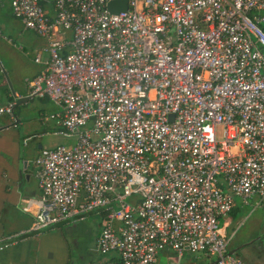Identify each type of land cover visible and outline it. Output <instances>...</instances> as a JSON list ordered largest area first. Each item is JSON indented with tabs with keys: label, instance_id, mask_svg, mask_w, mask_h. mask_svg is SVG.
I'll return each instance as SVG.
<instances>
[{
	"label": "built area",
	"instance_id": "1",
	"mask_svg": "<svg viewBox=\"0 0 264 264\" xmlns=\"http://www.w3.org/2000/svg\"><path fill=\"white\" fill-rule=\"evenodd\" d=\"M111 1L10 0L47 43L29 95L58 105L55 135L75 139L35 159L26 234L104 207L96 250L115 257L90 264L164 251L242 264L221 220L235 198L264 212V0Z\"/></svg>",
	"mask_w": 264,
	"mask_h": 264
},
{
	"label": "crops",
	"instance_id": "2",
	"mask_svg": "<svg viewBox=\"0 0 264 264\" xmlns=\"http://www.w3.org/2000/svg\"><path fill=\"white\" fill-rule=\"evenodd\" d=\"M0 7L7 8L13 17L10 0H0ZM6 26L12 27L8 23ZM2 30L6 29L0 18V105L12 103L14 107L17 99L26 97L29 99L21 103L19 111L16 109L17 117L0 116V264L106 262L115 256L98 254L96 250L103 220L99 229L85 218L76 223L57 224L40 234H26L32 226L35 213V206L33 204L28 206L27 202L40 196L34 176V161L44 147L39 145L36 153H26V156H23L22 146L28 139H41L49 134L58 136L55 133L62 128L58 120L52 116L61 113V108L46 96L31 98L29 95L27 81L35 79L45 70L42 64L35 63L34 60L38 55L42 59L47 57L46 41L35 34L39 38L36 41L38 45L34 51L27 52L25 47H16L9 35L2 39ZM32 107L40 112V117L28 120L25 110ZM5 126L9 127L1 131ZM41 127L45 129L40 130ZM55 147L57 146L45 149ZM22 204L28 211L22 210V218H18V221L16 219L13 226V223H10L11 213L19 211ZM248 205L239 198L234 199L230 214L221 220L222 232L231 237V240L234 239L229 250L231 254L241 259L242 264H264L262 209L253 206L248 215L251 217L248 226L235 236L238 228L237 226L234 229L237 225L235 222L241 216L240 212ZM257 210L262 212L255 214ZM155 264H215V259L204 254L186 252L183 256H177L170 251H164L158 255Z\"/></svg>",
	"mask_w": 264,
	"mask_h": 264
},
{
	"label": "rangeland",
	"instance_id": "3",
	"mask_svg": "<svg viewBox=\"0 0 264 264\" xmlns=\"http://www.w3.org/2000/svg\"><path fill=\"white\" fill-rule=\"evenodd\" d=\"M0 18H1V22L4 25V28L6 29L5 31L2 30V39H6L7 36L9 35L12 39L13 44L16 47H25V50L27 52H32L35 50V47H37V42L39 40V38L29 32V31H24L20 21H18L16 18L12 17L10 15V12L7 10V8L5 7H0ZM6 23L12 25L11 28H8V26H6ZM15 24V26L13 25ZM8 30V31H7ZM4 42V41H2ZM23 79V78H22ZM17 111H19V107L17 108ZM40 112H38V110H35L33 107L32 108H27L25 110V116L27 117L28 120L31 119H37L40 117ZM23 115V113H22ZM45 128L41 127L40 130H44ZM217 140H221L222 139V128L218 127L217 128ZM43 146L44 149L51 147V146H65L67 148H71L73 145H75V139L74 138H62L60 136H54L52 134H49L47 136H44L41 139H28L27 141H25L23 143L22 146V153L23 156H26V153H30V154H34L37 151V147L38 146ZM42 149V150H44ZM41 150V151H42ZM40 151V152H41ZM248 206L245 207V209L243 210V212H240V215L237 219V221L235 223H237V225L234 227V229H236L235 232V236L237 234H240L248 225L249 220L251 217H248V215H250L249 213L252 211L253 208V204L254 202L249 201L248 202ZM24 204L21 205L20 210L16 211V212H12L11 216H10V223H13V226H15L16 224V219L18 221V218H22V210H24L25 208ZM104 207L102 208H97L93 211H89L86 212L84 214V217L86 218V221L90 220L92 223H94V225L96 226L95 228L99 229V226L102 222V215L101 212L104 211ZM116 209H118L116 207ZM262 212L261 210H257L255 212V214ZM247 218V219H246ZM12 226V225H11ZM234 241V239L232 238L231 243L229 244V247H232V242ZM100 254V253H98ZM190 254V253H189Z\"/></svg>",
	"mask_w": 264,
	"mask_h": 264
},
{
	"label": "water",
	"instance_id": "4",
	"mask_svg": "<svg viewBox=\"0 0 264 264\" xmlns=\"http://www.w3.org/2000/svg\"><path fill=\"white\" fill-rule=\"evenodd\" d=\"M107 8H108V11L110 13H119L121 11H125L127 9V1L126 0H113L108 4ZM30 97L32 98L34 96H30ZM27 99H29V97L17 99L16 105L12 109L13 116L14 115L16 116V114H15L16 109L21 105L22 102H25ZM16 121L18 122L17 118H16ZM14 126H15V124H14ZM7 127H9V126H5V127L1 128V131L5 130Z\"/></svg>",
	"mask_w": 264,
	"mask_h": 264
}]
</instances>
